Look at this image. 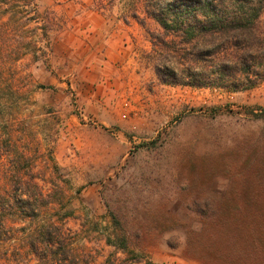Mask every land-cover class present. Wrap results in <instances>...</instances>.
Wrapping results in <instances>:
<instances>
[{"label": "rangeland", "instance_id": "obj_1", "mask_svg": "<svg viewBox=\"0 0 264 264\" xmlns=\"http://www.w3.org/2000/svg\"><path fill=\"white\" fill-rule=\"evenodd\" d=\"M170 2L0 0V264H229L264 244L246 214L205 257L201 212L264 202V81L188 85L190 45L149 15Z\"/></svg>", "mask_w": 264, "mask_h": 264}, {"label": "trees", "instance_id": "obj_2", "mask_svg": "<svg viewBox=\"0 0 264 264\" xmlns=\"http://www.w3.org/2000/svg\"><path fill=\"white\" fill-rule=\"evenodd\" d=\"M179 1L175 3L173 0L161 6L160 10L157 8L149 12V15L164 30L182 37L184 42L190 45L187 52L189 66L179 70L181 74L185 72L190 78L187 80L188 85L224 86V82L230 81L229 87L237 90L236 85L243 79L251 86L264 81V33L259 32L257 26L264 11V0ZM205 42L207 48H204ZM203 62H208V67L210 65L214 69V76H211L212 73L206 68V63L202 64ZM217 64L220 65L217 67ZM176 71L172 69L169 73L174 76ZM204 79L210 82H205ZM28 201L22 199L21 203L27 205ZM213 213L201 212V224L206 229L204 233L203 227V233L209 236L205 246L207 253L205 257L209 258V255L210 261L212 255L209 243L215 246L214 239L219 237L216 229L225 227L228 221L232 220L238 225L235 230L228 233L233 239L238 237V228L241 226L249 229L241 224L246 214L255 217L254 228L250 229L254 231L253 234L256 232L264 234V202L260 206H255L253 212L241 210L224 214L220 212L216 216ZM228 253L236 255L238 250L229 246ZM239 253L237 261L233 262L232 258L225 261L229 264H264V244L260 240L254 241L253 235L251 243L243 246Z\"/></svg>", "mask_w": 264, "mask_h": 264}, {"label": "crops", "instance_id": "obj_3", "mask_svg": "<svg viewBox=\"0 0 264 264\" xmlns=\"http://www.w3.org/2000/svg\"><path fill=\"white\" fill-rule=\"evenodd\" d=\"M109 49H110V53L113 54L114 53V49H112V47H110ZM111 70H112V67H111Z\"/></svg>", "mask_w": 264, "mask_h": 264}, {"label": "built area", "instance_id": "obj_4", "mask_svg": "<svg viewBox=\"0 0 264 264\" xmlns=\"http://www.w3.org/2000/svg\"><path fill=\"white\" fill-rule=\"evenodd\" d=\"M124 105L127 106V103L125 102Z\"/></svg>", "mask_w": 264, "mask_h": 264}]
</instances>
